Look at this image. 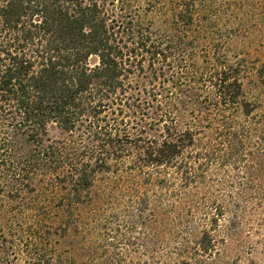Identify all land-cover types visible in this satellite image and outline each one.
<instances>
[{
	"label": "trees",
	"instance_id": "trees-1",
	"mask_svg": "<svg viewBox=\"0 0 264 264\" xmlns=\"http://www.w3.org/2000/svg\"><path fill=\"white\" fill-rule=\"evenodd\" d=\"M262 22L264 0H0V264H229L264 203V62L231 41Z\"/></svg>",
	"mask_w": 264,
	"mask_h": 264
},
{
	"label": "rangeland",
	"instance_id": "rangeland-1",
	"mask_svg": "<svg viewBox=\"0 0 264 264\" xmlns=\"http://www.w3.org/2000/svg\"><path fill=\"white\" fill-rule=\"evenodd\" d=\"M231 44L248 59L264 62V22L249 37L236 38ZM50 133L52 137L62 136L56 127H52ZM244 216L238 236L227 237L224 254L229 264H264V203L257 210L248 208Z\"/></svg>",
	"mask_w": 264,
	"mask_h": 264
}]
</instances>
